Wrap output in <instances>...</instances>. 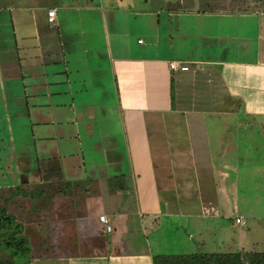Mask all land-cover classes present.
<instances>
[{"label": "crops", "instance_id": "crops-1", "mask_svg": "<svg viewBox=\"0 0 264 264\" xmlns=\"http://www.w3.org/2000/svg\"><path fill=\"white\" fill-rule=\"evenodd\" d=\"M216 1L220 7H207ZM225 1L0 0V105L11 141L12 119L25 123L29 140L28 146L11 147V161L4 160L11 182H0V190L16 193L10 204H27L28 197L48 203L51 196L50 210L40 211V206L36 214L55 210L57 231L79 238L78 244L66 240L60 253H47L50 244L45 245L29 264H153L154 254H188L153 250L148 237L170 218L169 225L181 227L186 242L193 236L200 239L195 250L204 246L206 232L214 235L229 226L235 228V236L228 235L226 241L230 244L225 249L215 245L210 252L254 250L250 248L258 242L249 241L247 220L259 225L264 217L252 210L239 213L238 177L229 174L236 167L215 159L223 154L226 137L214 125L222 130L227 119L239 123L248 113H264V88L240 86L241 74L249 80L264 75V59L198 55L200 42L217 47L224 37L206 33L205 24L192 20L225 16ZM240 1L245 0L229 3ZM218 21L214 23L219 27L225 24ZM95 32L100 33V47ZM78 43H83L81 48ZM83 58L99 62L93 66ZM172 60L188 70L171 69ZM106 76L116 96L123 145L101 130L104 147L97 140L88 147L106 158L100 167L86 170L83 151L75 146L65 150L57 139L76 137L80 148V132L69 129L79 122L91 142V124L102 116L96 106L110 107L104 101L108 92L97 104L96 97L85 103L77 93L103 86ZM104 122L109 120L104 117ZM31 207L35 210L34 203ZM100 215L106 216L110 230ZM237 216L243 224L235 223ZM50 226L55 229L52 222Z\"/></svg>", "mask_w": 264, "mask_h": 264}, {"label": "rangeland", "instance_id": "rangeland-1", "mask_svg": "<svg viewBox=\"0 0 264 264\" xmlns=\"http://www.w3.org/2000/svg\"><path fill=\"white\" fill-rule=\"evenodd\" d=\"M229 1L230 0L223 2L225 10L222 12H225V16L218 15L217 17L214 15H208L206 17L192 18V20L198 19V22L201 21L202 24H205L203 30H205L206 33L209 32L218 35L223 34L221 36L224 37L223 42H219V46L217 47L213 44L210 46V43H208L207 45L209 47L206 48V46H201L203 43L200 42L199 47H201V49L198 55H202V53H204L205 55L213 57H221L224 59H239L251 62H254L256 59H264V0H245L246 3L245 1H240V3H229ZM188 4L198 6V3H194L191 1H188ZM218 4L219 2L216 1L215 3L209 2L206 5L208 8H210L215 7ZM217 7H220V5H218ZM248 7L254 8L255 12H252ZM230 10L234 12H230ZM2 14L6 16L7 12H3ZM218 20H221L222 22L225 21V24L222 27L220 26L221 28L214 23H219ZM227 22H229L230 24H226ZM212 24L213 26H211ZM91 26H94L93 22H91ZM193 27L194 26H191V29ZM200 30L198 31V33H201ZM100 38V33L95 32V45L97 47L102 46V43L99 41ZM83 43H78L76 44V46L78 48H81ZM83 60H85V62H87V60H90L93 66L94 61L99 62L97 58H83ZM86 69L87 68H82V70ZM96 79L98 82H100L98 74L96 76ZM102 79L101 83L103 84V86L96 84V88L94 91L84 90L77 93V97L80 96L81 101L85 103L91 102L92 99L96 97L95 102L97 104L101 102V96L103 97V92H108L107 96L104 92V97H106L104 101L108 103L110 107L105 106L102 108L101 106H96L102 116L98 118L97 122H93L91 124L94 132L91 142L88 140L87 135L83 134V127L79 122L76 123L74 127L73 125H71L69 129L74 130V132L77 133L80 132V135L82 137L81 141L79 142L80 148L79 145H76V137L65 139L66 137L62 136L60 139H57V142L63 145V148H65V150H71V148L74 149L75 146L79 150L81 149V153L83 151V168H85L86 170H88V168L92 166L100 167L101 163H104L103 160L106 158V156H104L101 152L93 155L88 147L94 140H97L101 144L102 148L104 147L103 144L106 143V137H101V135H104L100 134L101 130L109 132V136L112 138L113 142L116 141L119 146L123 145L122 135L119 132V126H116L117 112L114 108L116 96L115 93H113L112 95V89L109 88L112 81H110L107 76L104 78V80ZM240 81V86H243L247 89H252L254 88V86H257V88H259L260 90H263L264 88L263 73L259 80H249L241 74ZM65 95L66 94H62V96ZM248 95H252V93L249 91ZM8 109L10 110V107ZM63 110H65V112L67 113L68 108H63ZM4 113L5 107L0 105V170L1 168H4V170L0 171V174H4V176L0 175V182L3 183L4 181H7L10 183L11 179L9 178V173L4 160H6V162L7 160L11 161L10 157L13 154V150L11 149V147L16 150L18 149L17 145H19L20 143L23 144L24 142H26V145L28 146L29 140L27 138L25 139L24 137L27 133L26 131H23L25 128V123H16L12 119L11 124L13 126L11 125V127L14 139L13 141H11L7 130L8 120L6 116H4ZM247 115L248 116L244 117L241 116V119H239V123H231L232 120L227 119V122L225 123V126L224 128H222V130L218 127V123H215V129L222 131L224 137H226V139L223 140V143H225L223 154L216 155L215 159L222 158L227 162L233 163L236 167L234 171H232L231 169L229 174L230 176L235 177V175H237L238 177L236 181L239 213L250 214L249 211L252 210L255 211V213L252 214H256L259 217H264V113H248ZM104 117L105 119L109 120V122H104ZM51 129L52 127L50 128V130ZM209 131L211 134L212 129H210ZM35 145L37 146L36 150L39 151L37 141ZM36 150L33 155V159H35L36 157ZM7 151L9 152V154H6ZM212 152L214 155L216 154L214 152V149L212 150ZM111 157L112 156H110L109 158ZM123 165H126L125 162ZM107 170H109L110 172L109 168H107ZM11 172L14 173V171ZM8 193L9 191L6 189L0 190V195L2 196H6L8 195ZM47 199L48 203L45 199H43L42 201H37V199L33 201V199H29L27 201L26 210H24L25 214L19 213L18 207L20 203L18 202L8 204L7 210L9 206H12L11 211L13 213H16V218L24 224V232L34 246H39L44 250V246L50 244V246L47 247L49 249L46 248L47 253H60L64 248V246L62 247V244L66 240L72 241L76 239V242H74L78 244L79 238L75 235H63L57 231V218H55L57 214H54L55 210L48 211V214H41V212L40 214H36L40 206V211L45 207L50 210V207L52 205L50 199H52V197L50 196ZM1 203L2 202L0 200V205ZM31 203H34L35 210H33V208L31 207ZM172 220V218H170V221L169 219H165L162 226L159 227V230H157V232L153 234H150V236L148 237L149 242L151 243V246L153 247V250L155 252H210L217 246L218 249H225V245L230 244V241L228 243L226 242L229 237L228 235H231L232 237L235 236V228L232 226H229L228 231H218L217 234L214 235L210 234V232L208 231L204 234V236L206 235L205 241H207L205 242L204 246H202L203 248L199 246L198 250H195L199 245L198 241H200V239L198 240L197 236H193V241L186 242V234H184L183 229L181 227H178L177 230H174L173 227L169 225V222L171 224ZM50 222H52V226H55L56 230L54 228L51 229ZM258 222L259 225H256L254 223V219L247 220L248 239L250 242H258V244H254V246L250 249H254L256 251L264 250V220H258ZM133 245L134 244H131V246Z\"/></svg>", "mask_w": 264, "mask_h": 264}, {"label": "trees", "instance_id": "trees-1", "mask_svg": "<svg viewBox=\"0 0 264 264\" xmlns=\"http://www.w3.org/2000/svg\"><path fill=\"white\" fill-rule=\"evenodd\" d=\"M14 195V192L0 195V264H29L41 248L32 244L24 232V224L16 218L15 213L7 210ZM26 205L21 203L19 208L26 210ZM152 260L153 264H264V250L154 254Z\"/></svg>", "mask_w": 264, "mask_h": 264}, {"label": "built area", "instance_id": "built-area-1", "mask_svg": "<svg viewBox=\"0 0 264 264\" xmlns=\"http://www.w3.org/2000/svg\"><path fill=\"white\" fill-rule=\"evenodd\" d=\"M53 12H54L53 9L48 11L49 19H52ZM139 41H141V40H139ZM169 67L173 70H181V71L188 70V66L186 64H182L180 61H177V60L170 61ZM99 220L104 223L106 230H110L111 227L108 223V219L106 218V216L100 215ZM234 221L237 224H243L244 223V220L241 216L235 217Z\"/></svg>", "mask_w": 264, "mask_h": 264}]
</instances>
